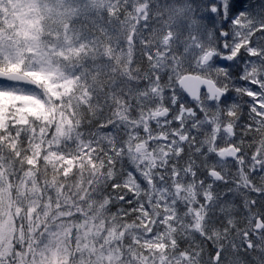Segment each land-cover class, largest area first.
Instances as JSON below:
<instances>
[{
    "label": "clouds",
    "instance_id": "clouds-1",
    "mask_svg": "<svg viewBox=\"0 0 264 264\" xmlns=\"http://www.w3.org/2000/svg\"><path fill=\"white\" fill-rule=\"evenodd\" d=\"M264 0H0V264H264Z\"/></svg>",
    "mask_w": 264,
    "mask_h": 264
},
{
    "label": "snow or ice",
    "instance_id": "snow-or-ice-1",
    "mask_svg": "<svg viewBox=\"0 0 264 264\" xmlns=\"http://www.w3.org/2000/svg\"><path fill=\"white\" fill-rule=\"evenodd\" d=\"M259 91V89L253 85L252 87V93L249 97V100L251 103H253L254 107L257 109V112L254 113V115H259V113L264 112V100L261 99L260 96L256 95V92ZM261 220H264V217H260Z\"/></svg>",
    "mask_w": 264,
    "mask_h": 264
}]
</instances>
